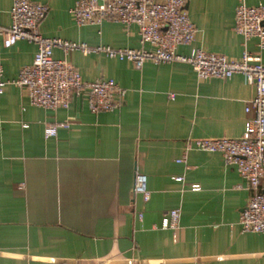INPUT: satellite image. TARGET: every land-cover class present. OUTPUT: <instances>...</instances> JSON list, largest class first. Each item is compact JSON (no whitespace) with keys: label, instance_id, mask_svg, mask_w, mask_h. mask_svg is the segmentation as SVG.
<instances>
[{"label":"crops","instance_id":"crops-1","mask_svg":"<svg viewBox=\"0 0 264 264\" xmlns=\"http://www.w3.org/2000/svg\"><path fill=\"white\" fill-rule=\"evenodd\" d=\"M32 1L47 8L39 24L45 38L141 48L136 25L78 26L70 14L76 0ZM12 2L0 0V27L10 25ZM236 4L186 0L197 33L176 53L200 49L237 61L246 49L264 65L258 40L244 46L234 32ZM35 53L23 41L4 49L0 37L8 83L0 95V264H264V236L242 233L238 224L251 193L236 168L220 154L186 151L188 140L242 136L245 105L254 95L244 76L200 80L186 64L148 62L137 70L76 52L66 60L81 79L113 80L126 91L123 104L92 114L84 96L48 111L30 106L26 91L11 83ZM53 58L65 57L54 49ZM62 123L69 127L45 139L46 126ZM135 172L147 177L148 202L133 194ZM172 210L179 211L176 231L161 230Z\"/></svg>","mask_w":264,"mask_h":264},{"label":"built area","instance_id":"built-area-1","mask_svg":"<svg viewBox=\"0 0 264 264\" xmlns=\"http://www.w3.org/2000/svg\"><path fill=\"white\" fill-rule=\"evenodd\" d=\"M44 4L32 0H13L10 7V25L0 27L2 47L11 48L23 41L36 47L29 66L22 68L13 85L26 91L30 106L55 111L69 108L73 96L84 97L92 114L113 112L121 108L126 91L111 79L84 82L77 69L66 57L79 52L87 55H104L108 59L126 61L140 70L144 64L181 63L189 65L200 80H229L242 75L253 87L254 95L246 102L244 131L237 139L188 140L186 151L196 150L220 154L226 165L236 168L251 197L242 210L238 224L242 233L264 236V65L260 58L244 49L240 60L192 49L190 55H178V47L191 46L197 28L186 10V0H76L70 9L78 26L100 25L103 22L119 23L129 28L136 25L140 49H113L107 46H88L58 38H45L39 32V24L45 17ZM234 32L245 43L258 40V48L264 50V5H247L237 0L234 13ZM149 46L146 50L144 46ZM59 49L64 59H54L53 50ZM0 65V95L8 84L2 80ZM174 98L170 95V99ZM62 123L46 126L45 139L55 137L58 128H68ZM184 156L179 163H184ZM181 182L182 178H177ZM197 191V186H192ZM133 194L144 202L150 199L147 177L135 172ZM179 211H169L162 219L160 229L176 231Z\"/></svg>","mask_w":264,"mask_h":264},{"label":"water","instance_id":"water-1","mask_svg":"<svg viewBox=\"0 0 264 264\" xmlns=\"http://www.w3.org/2000/svg\"><path fill=\"white\" fill-rule=\"evenodd\" d=\"M76 98H79V100H81V97L73 96V100H76Z\"/></svg>","mask_w":264,"mask_h":264}]
</instances>
